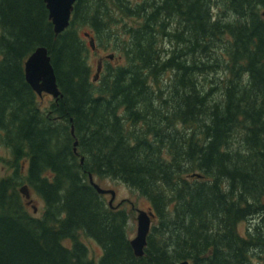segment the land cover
Masks as SVG:
<instances>
[{
    "label": "trees",
    "instance_id": "trees-1",
    "mask_svg": "<svg viewBox=\"0 0 264 264\" xmlns=\"http://www.w3.org/2000/svg\"><path fill=\"white\" fill-rule=\"evenodd\" d=\"M110 3L135 19L128 63L95 83L85 33L113 38ZM40 46L62 92L46 109L25 74ZM0 145V264H264V0H78L59 35L45 0H0ZM90 174L150 202L143 256Z\"/></svg>",
    "mask_w": 264,
    "mask_h": 264
},
{
    "label": "rangeland",
    "instance_id": "rangeland-1",
    "mask_svg": "<svg viewBox=\"0 0 264 264\" xmlns=\"http://www.w3.org/2000/svg\"><path fill=\"white\" fill-rule=\"evenodd\" d=\"M143 0H132L133 3L141 2ZM110 2V0H109ZM111 4V3H110ZM112 5V4H111ZM113 6V5H112ZM113 14L115 15V18L117 19V22L115 24H112V29L114 35H112L113 38H109L108 40H105L102 42V44H99L96 49H89L88 53V60L89 64L91 65V76L95 78V76L98 73V66L101 64V71L105 69L107 66L109 67H117L121 65H127L128 58L123 50V43L122 39L128 38V35L123 33V28L127 27V25H135L134 20L131 18L124 17L120 11H118L113 6ZM83 34V32H82ZM118 37V38H116ZM166 49H170V46H166ZM112 55L113 58H110L109 56ZM95 83V81L93 79ZM54 100V97L49 93H44L42 96H39V104L43 109H46L49 107L50 103ZM7 160H11V153L10 151L0 145V177L6 176L11 173L12 168L9 166V162ZM95 181L99 183L103 188L106 189H114L116 191V197L113 202V206L125 208L128 210L130 219H129V236L131 238H134L137 234V228H138V210H151V204L150 202L140 196V194L133 189H131L129 186H127L125 183L113 180L110 178H104L101 179L99 177L95 178ZM29 190V189H28ZM30 197L26 198V204L29 212L35 216H41L44 208V201L40 196H38L34 191H29ZM111 194H106V200L108 203H110ZM261 217H255L250 220L242 221L239 225V232L243 235H246L248 228L254 224L253 221H259ZM156 223V220L154 218L152 222L153 224ZM82 240L85 242V244L89 248V254L94 260L100 259V257L103 254L102 247L92 238L82 236Z\"/></svg>",
    "mask_w": 264,
    "mask_h": 264
},
{
    "label": "water",
    "instance_id": "water-1",
    "mask_svg": "<svg viewBox=\"0 0 264 264\" xmlns=\"http://www.w3.org/2000/svg\"><path fill=\"white\" fill-rule=\"evenodd\" d=\"M78 0H45L50 12V19L54 25V31L56 35H59L65 31L71 23L75 4ZM85 35L89 38V44L92 49H96V41L90 33L86 32ZM113 58L112 55L109 56ZM101 64L98 66V73L94 80L97 81L100 76ZM25 74L28 83L37 92L39 96H42L45 92L51 94L55 99L62 95V92L57 83V76L54 66L51 62V56L46 46L38 47L26 60ZM78 141L75 142V149ZM84 162V157L81 159ZM90 182L101 194H111L110 205L113 206V202L116 197V191L114 189L103 188L99 183L95 181V178L90 174ZM22 191L26 194V197H30V192L27 186L22 188ZM156 216L155 212L138 210V228L137 234L131 239V245L135 252V255L141 257L145 253V247L147 245L148 235L152 228V222ZM178 264H193L190 260L185 259Z\"/></svg>",
    "mask_w": 264,
    "mask_h": 264
},
{
    "label": "flooded vegetation",
    "instance_id": "flooded-vegetation-1",
    "mask_svg": "<svg viewBox=\"0 0 264 264\" xmlns=\"http://www.w3.org/2000/svg\"><path fill=\"white\" fill-rule=\"evenodd\" d=\"M117 206H119V205H117Z\"/></svg>",
    "mask_w": 264,
    "mask_h": 264
}]
</instances>
